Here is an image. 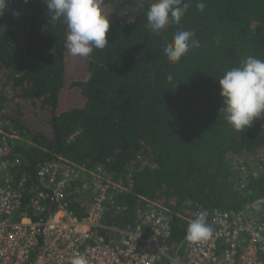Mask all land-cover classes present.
Here are the masks:
<instances>
[{
    "label": "trees",
    "instance_id": "obj_1",
    "mask_svg": "<svg viewBox=\"0 0 264 264\" xmlns=\"http://www.w3.org/2000/svg\"><path fill=\"white\" fill-rule=\"evenodd\" d=\"M108 7L84 77L69 78V28ZM19 11L21 32L0 20V110L25 140L14 175L28 189L49 160L102 166L132 187L107 222L125 227L138 197L155 201L173 215L172 251L198 207L264 199V173L239 185L242 161L247 175L264 170V0H20ZM67 91L75 102L59 112ZM70 197L82 217V198Z\"/></svg>",
    "mask_w": 264,
    "mask_h": 264
},
{
    "label": "built area",
    "instance_id": "obj_2",
    "mask_svg": "<svg viewBox=\"0 0 264 264\" xmlns=\"http://www.w3.org/2000/svg\"><path fill=\"white\" fill-rule=\"evenodd\" d=\"M19 8L20 0H0V20L11 17L17 32ZM6 114L0 110V264H264V199L241 211L198 207L191 216L194 229L172 251L173 215L155 201L138 197L135 219L125 227L107 222L113 210L124 209L119 199L132 187L102 166L49 160L28 189L29 180L14 175L22 162L13 148L23 138ZM241 163L243 191L250 175L264 170L247 175L249 167ZM70 196L82 198V217L70 208Z\"/></svg>",
    "mask_w": 264,
    "mask_h": 264
},
{
    "label": "rangeland",
    "instance_id": "obj_3",
    "mask_svg": "<svg viewBox=\"0 0 264 264\" xmlns=\"http://www.w3.org/2000/svg\"><path fill=\"white\" fill-rule=\"evenodd\" d=\"M111 8H105V10L100 13L89 12L83 15L82 18L78 20L77 23L72 25L68 31V41H67V57H68V77L69 78H83V57L89 52L91 48L90 36L94 29H97L104 20H112ZM9 82L7 74L4 75L0 72V92L7 91L9 89ZM65 94V95H64ZM60 99L58 111L69 109L68 106L72 102L71 91L64 93ZM67 107V108H65ZM65 108V109H64ZM27 143L29 141H26Z\"/></svg>",
    "mask_w": 264,
    "mask_h": 264
}]
</instances>
